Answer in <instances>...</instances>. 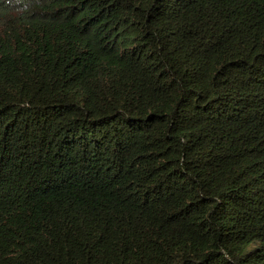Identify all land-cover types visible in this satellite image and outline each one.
Returning <instances> with one entry per match:
<instances>
[{"label":"trees","instance_id":"1","mask_svg":"<svg viewBox=\"0 0 264 264\" xmlns=\"http://www.w3.org/2000/svg\"><path fill=\"white\" fill-rule=\"evenodd\" d=\"M0 264H264V0H0Z\"/></svg>","mask_w":264,"mask_h":264},{"label":"clouds","instance_id":"2","mask_svg":"<svg viewBox=\"0 0 264 264\" xmlns=\"http://www.w3.org/2000/svg\"><path fill=\"white\" fill-rule=\"evenodd\" d=\"M8 3H10V0H8ZM19 11V9H17Z\"/></svg>","mask_w":264,"mask_h":264}]
</instances>
